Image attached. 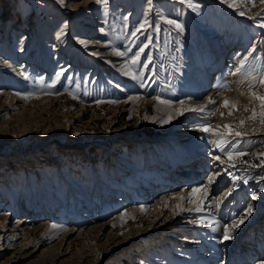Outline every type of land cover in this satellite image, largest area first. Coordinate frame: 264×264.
Returning <instances> with one entry per match:
<instances>
[{
	"label": "rangeland",
	"instance_id": "374dc122",
	"mask_svg": "<svg viewBox=\"0 0 264 264\" xmlns=\"http://www.w3.org/2000/svg\"><path fill=\"white\" fill-rule=\"evenodd\" d=\"M243 2L250 7L245 17L239 16ZM3 9L0 58L11 65L0 64V226L6 224L0 264H264V252L258 251L264 242V131L258 118L252 124L251 111L243 115L253 128L248 131L239 126L243 116L238 115L234 131L246 134L241 139L227 136L205 116L188 121L190 111L180 114L174 108L186 97H204L196 84L199 70L214 65L217 50L212 48L223 43L229 44L223 59L233 52L240 59L253 47L256 52L240 73L223 60L217 67L222 75L216 78L212 70L210 80L217 79L220 91L230 89V77L237 87L259 90L264 79V28L257 26L261 0H191V6L187 0H0ZM141 24L145 27L137 32ZM239 35L246 40L236 51ZM26 42L27 50L17 55ZM45 96L51 104L39 100ZM209 126L225 136L200 130ZM192 135L204 137L195 150L183 142ZM221 139L249 154L233 161L227 156L223 164L233 149L226 143L221 151ZM181 152L190 159L182 160ZM215 157L234 166L209 183ZM169 167L187 168V175L170 176ZM193 183L207 186L209 192L202 194L220 200L210 221L198 219L201 214L185 217L174 198L159 215L129 210L153 206L164 199V191L193 193ZM10 185L19 190L16 205L4 202ZM226 187L231 194L225 198ZM194 197L200 200L201 192ZM241 218L230 239L222 232L213 237L212 224L230 228ZM248 249L252 258L238 262Z\"/></svg>",
	"mask_w": 264,
	"mask_h": 264
},
{
	"label": "bare ground",
	"instance_id": "6f19581e",
	"mask_svg": "<svg viewBox=\"0 0 264 264\" xmlns=\"http://www.w3.org/2000/svg\"><path fill=\"white\" fill-rule=\"evenodd\" d=\"M245 1V0H244ZM247 1V0H246ZM242 5H243V9H244V12H245V16H246V12L247 13H249L250 12V7L248 6H246V5H248V4H244V2L243 3H241ZM247 7V8H246ZM1 12V14H5V12H6V10H1L0 11ZM239 16H241V15H239ZM245 16H241V17H245ZM258 17H260V22H258L257 24L259 25V24H261V23H264V11H262L261 12V16L259 15ZM87 19H89V18H87ZM248 22V21H247ZM257 25V26H258ZM258 28H259V26H258ZM29 32H27L26 34H24L23 35V37H26L27 38V34H28ZM241 34V33H240ZM244 36H245V38H247V36L249 35H247V34H245V33H242ZM61 35L57 32L56 33V35H55V37L56 38H59ZM25 38V39H26ZM244 37H241L240 35H239V39H237L238 40V43L239 44H236V45H238V46H236V47H238V48H236V51H238L240 48V46H242V42H243V40H246ZM23 39V38H22ZM233 40V39H232ZM23 41V40H22ZM234 41V40H233ZM222 41H220V43H221ZM235 42H237V41H235ZM232 43V42H231ZM28 44H29V42H26L25 44H20L19 45V51H17V55H21V54H23L22 52H24V51H26L27 50V48H28ZM234 45V44H233ZM220 46V47H219ZM215 45V47H213L212 49L213 50H217L216 51V54H217V59L214 61L215 63H213L214 65H211L212 67L211 68H209V69H207L208 67L206 66V65H204L203 66V68H200V70H199V75L200 76H197V80H196V84L199 86V90L201 91V92H204V97H202L201 99L200 98H195V99H191V98H185L184 100H183V103H181V101L179 102V103H177L175 106H174V108L176 107V109L178 110V109H180V110H183V111H187V109H189V108H196V107H198V106H201V105H203V106H205V110L203 111V112H192V111H190V113L189 114H187V120L190 118H193L194 116H205V117H207V118H209V119H211V121H212V123H216V124H218V125H220V126H222L223 127V125H225L224 123L225 122H231L232 123V125H235L236 126V128H239V126L237 125V117H238V115L239 114H241L242 116L246 113L245 111H244V108L247 106V107H249L250 109L254 106L255 108H256V110H257V112H259L260 111V109H259V101H250V96H249V91L246 89V88H243V87H237V85L239 86V84H234V81H235V78L234 77H230V78H228V82H229V84L227 83V85H229V86H231L230 87V89H228V90H224V91H220L219 90V88H217L216 87V83H217V79H215V82H213V80L211 79L210 80V77L213 75V73H212V70H216V72H214L215 74H218V75H216V78L217 77H219V75L221 76L222 75V72L223 71H220L219 69H217V67H220L221 68V65H222V62H223V60L225 61V65H227V64H230V65H232V64H235L234 65V67H239V64L237 63L238 62V60L239 59H236V58H238V57H236L235 55L236 54H234V52H233V54L231 55V58H229V59H223L227 54H228V51H229V44H227V43H223L222 45L220 44V45ZM220 49H219V48ZM59 48H57L56 50H58ZM97 50L100 52L102 49L101 48H97ZM241 50V49H240ZM59 52H60V50H59ZM95 53V52H94ZM32 54V51H31V53L30 54H28V56H30ZM242 58V57H241ZM1 59V58H0ZM102 60V61H101ZM100 61L101 62H107V61H109L108 59H101ZM1 62H4L3 63V66L4 67H8L9 65H11L10 63H8V62H6L5 61V59H3V61H2V59L0 60V64H1ZM25 62V60L24 61H22L21 63H20V65L22 64L23 65V63ZM26 63V62H25ZM102 64H104V63H102ZM218 64H220V65H218ZM105 65H106V63H105ZM104 65V66H105ZM11 67V66H10ZM14 69L16 68L17 69V67H13ZM12 68V70H14ZM105 68H107L106 66H105ZM223 69V68H222ZM11 70V69H10ZM20 70V69H19ZM18 70V71H19ZM64 69H62V71H63ZM111 70V69H110ZM220 72H219V71ZM61 71V72H62ZM108 71V70H107ZM215 74H214V76H215ZM222 77H224V76H222ZM221 78V77H220ZM238 82V81H237ZM195 83V82H194ZM192 85V84H191ZM194 86V85H193ZM245 87V86H244ZM188 89V88H187ZM191 91H195V88L194 87H190L189 88ZM262 89H264V85H262L260 88H259V90L257 89V91H258V94H261V95H264V94H262V92H264V91H262ZM185 91V90H184ZM187 91V90H186ZM184 93V92H183ZM183 93L181 94V96H184L183 95ZM243 93V94H242ZM6 95V94H5ZM18 97V96H17ZM19 98V97H18ZM17 98V99H18ZM209 98H211V99H213V100H215L216 101V103H214V104H210L208 101H209ZM39 100L40 101H44V102H46V103H48V104H51V102L53 101V99L52 98H49V97H42V98H39ZM225 100H228L229 102H230V105H231V103H235L236 104V108H235V110H233L232 108H231V106H229V107H224L223 106V102L225 101ZM144 101H149V100H144ZM39 102V101H38ZM48 106V105H47ZM229 111H232V115L231 116H229L228 115V112ZM221 113H224V116L223 117H221ZM243 119H245L244 118V116H243ZM189 121V120H188ZM255 122L256 121H253L252 122V124H255ZM245 126H248V128L249 129H247L248 131L249 130H252L253 128H251V125H250V122H247L246 121V123L244 124ZM258 127H259V129L261 128V130H263L264 131V126H262L260 123H258V125H257ZM250 135L252 134V133H249ZM248 134V135H249ZM196 136H199V135H192L191 137L192 138H189V142L187 141L188 139H186V140H183V142H185L186 141V143H189V148L191 149V150H195L194 148L196 147V146H198V147H201L202 146V143L201 142H203V140H204V137L202 136V138L200 137H196ZM186 150H188V149H186ZM190 152V151H189ZM194 154V153H193ZM179 157H181L182 158V160H188V159H190V158H188V156H187V154L185 153V152H181L180 154H179ZM221 161H223L222 163L224 164V161H227V155H225V156H223V159H221ZM188 163V162H187ZM212 163V162H211ZM214 163V165H216V167L213 169H210L209 170V177L208 178H210V177H212L213 178V181L212 182H214V181H217V179L219 178V176L221 177V178H223L224 176H226V175H224V172H225V170H227L228 171V169L230 170L231 168L228 166V165H223L222 163H219V160H217L216 162H213ZM184 164H186V163H183V165ZM181 165V164H180ZM203 165V164H202ZM196 166H200L198 163H197V165ZM192 167V166H191ZM190 168V167H189ZM193 168H195V167H192V169ZM197 168V167H196ZM169 169H171V172H172V174L170 173V176L172 175L173 177H178V174H179V176H183V177H185L187 174H184V173H186L187 172V168L185 169L184 167H182V171H179V170H177L176 169V171H174L175 169H173L172 167H169ZM196 170V169H195ZM200 170V169H199ZM198 172V171H197ZM1 173L3 174L4 173V171L2 172V170H1ZM166 173V172H165ZM176 173V175H174ZM192 173H195L194 171L192 172ZM2 177V179H3V176H1ZM169 180V179H168ZM222 179H220V181H221ZM65 181H66V183H70V181H69V179H65ZM206 181H208V179H206ZM72 183V182H71ZM220 184V183H219ZM15 185V184H14ZM14 185H10L8 188H7V190H6V192H7V195H8V198H6V200H4V202L5 203H7V204H12V205H16V203H18V202H16V196H17V194H18V188H15V186ZM17 185V184H16ZM217 185V184H216ZM70 186V185H69ZM154 186H156V185H154ZM187 187V184H183L181 187L183 188V187ZM191 186H192V190H193V188L194 189H196V188H201V185H199L198 183H193V184H191ZM211 186H213V185H211ZM152 187V186H151ZM160 187H164L163 185L161 186V185H157L156 187H155V189H160ZM203 187V186H202ZM209 188V187H208ZM212 188V187H211ZM151 189V188H150ZM191 190V191H192ZM228 187H226L225 189H224V194L225 193H227L228 192ZM154 191V190H153ZM185 191V190H184ZM183 190H181V191H179V192H177V194L176 193H174V192H172V194L170 195V193H169V191L168 192H166V191H164V199L163 200H161V201H157L153 206H147L146 204H144V205H142V206H140V207H137V206H134V208L133 209H129V210H139L140 212H141V214H142V216H146V215H148V214H150V212H152V211H155L156 212V215L159 213V211H162L163 210V207H162V205H166L167 204V202L169 203L170 201H171V198H174L175 199V204L176 205H178V210L180 211V210H182V212H181V214L182 215H184L185 217H187V216H190L191 215V217L192 216H194V215H202L201 217L199 216V218L198 219H200V220H206V221H210L211 220V217H209V215H210V213H212V212H215L214 211V206L216 205V204H218V203H214V201H217V200H219V198L218 199H214V198H212V197H210V196H208V195H206V198H205V194L203 193L202 194V192H201V199L200 200H197V201H195L196 200V197H194L197 193H185V194H183L182 192H184ZM209 192V191H208ZM179 193V194H178ZM151 195V194H150ZM173 195V196H172ZM194 195V196H193ZM199 196V195H198ZM167 197H169V199L167 200ZM252 198V197H251ZM192 201V202H189V201ZM203 200V203H202V211H199V212H197V211H195V208L197 207V205L198 204H200L201 203V201ZM220 201V200H219ZM182 203H188V205H189V207L188 208H185V206H181V204ZM6 206V205H5ZM136 207V208H135ZM169 207V206H168ZM216 208V207H215ZM218 208V207H217ZM142 209H143V211H142ZM129 210H127V211H129ZM62 210H60L59 212H61ZM246 212V211H245ZM159 215V214H158ZM149 216V215H148ZM147 218V217H146ZM197 218V217H196ZM24 220H22L21 221V223L23 222ZM46 222H48V221H46ZM213 221H211L210 223H212ZM214 223V222H213ZM23 224V223H22ZM48 224H49V222H48ZM246 224V223H245ZM213 225V230H215V234L214 233H212V235H213V237L215 236H217L220 232H222V233H224V231H225V229L226 228H224L222 225H219V224H216L215 225V223L214 224H212ZM5 226H6V224H5V220L4 221H2V223H1V226H0V237L1 236H4V233H5V231H6V228H5ZM73 227V226H72ZM90 229V231L93 229L92 227H90L89 228ZM231 229H233V228H228L227 227V230L228 231H230ZM208 231H210V230H208ZM85 232V231H84ZM11 234L12 235H14V234H16V232H11ZM201 237V236H200ZM30 243V242H29ZM239 244V243H238ZM259 250V253H262V252H264V242H259V248H258ZM216 250V249H215ZM215 250H213L214 252L213 253H215ZM257 250V249H256ZM252 251H250L249 249H248V251H245L243 254H242V256H241V258H239L238 259V262L240 261V262H242L241 260H249L248 258H252V253H251ZM258 253V254H259ZM263 255V254H262ZM213 256H215V255H213ZM258 261V260H257ZM255 264H263L261 261H259V262H256Z\"/></svg>",
	"mask_w": 264,
	"mask_h": 264
},
{
	"label": "snow or ice",
	"instance_id": "6c2138e0",
	"mask_svg": "<svg viewBox=\"0 0 264 264\" xmlns=\"http://www.w3.org/2000/svg\"><path fill=\"white\" fill-rule=\"evenodd\" d=\"M59 2L60 3H63V0H59ZM103 2L106 3V0H103ZM147 2L149 4H151L152 3V0H147ZM180 2L181 3H184L185 0H180ZM187 3L191 6V0H187ZM261 3L264 4V0H261ZM233 6L234 5H232V4L229 5V7H233ZM253 7H255V4L254 3H253ZM262 11H264V10H262ZM239 14L241 16H243V15H245V12L243 10H241L239 12ZM257 15L259 16L261 14L260 13H257ZM252 18L255 19L256 17H252ZM145 23H147V20L145 21ZM166 23L169 24V25H174L177 29H180L181 31L183 30L182 29V26L180 24L176 23V21H174V20H167ZM258 26L261 27V28H264V23H261ZM144 27H145V25L144 24H141L136 31L137 32L138 31H141V30L144 29ZM158 30L159 29H157V31ZM135 34H136L135 32L132 33V35H135ZM147 47H148L147 44H145L144 46H142L140 48V50H139L140 53H143ZM255 52H256V48L253 47L251 49V51H249L245 56H243L242 58H240L238 60L237 63L239 64V67L236 68V70H235L236 73L242 72L248 66L247 65V62L249 61L250 58H253ZM117 55H123V53H119L118 52ZM139 59H140V56L138 54L135 57V59H133L132 63L133 64L138 63L139 62ZM149 59H150V57H149ZM259 83H260V85H264V79H261L259 81ZM52 86L53 85H49V87H52ZM248 91H249L250 101H259V109H260V111L257 112V110H256V108L254 106L251 109L246 106L244 108V111L245 112L251 111V113H252L249 117H247V119L248 120H251V121H256L257 118H258L259 123L262 126H264V95L258 94L256 85H250ZM25 98H27V97H25ZM158 102L159 103H162V104H167L168 103V101H165V100H158ZM208 102L210 104L216 103V101L213 100V99H211V98H209V101ZM110 103H115V101H110ZM181 103H183V101H181ZM223 106L226 107V108L229 107V106H231V108L233 110H235V108H236V104L235 103H231V105H230V102L228 100H225L223 102ZM187 110L188 111H192V112H203L205 110V106L201 105V106H198L196 108H189ZM180 114H183V110H181ZM228 115L231 116L232 115V111H229L228 112ZM223 116H224V113H221V117H223ZM169 119H170V117H169ZM245 123H246V121L244 119H241L239 121V126L240 127H243ZM223 128L225 130H227L226 131V135L227 136H230V137H237V138L243 139V137L246 135L245 133H243L241 131H234V129L236 128L235 125L225 124V125H223ZM200 130L201 131H204V132H212L213 135H219L221 137H224L225 136V133L224 132H215V131H213V129L210 126L209 127H202V128H200ZM226 143L227 144H231V147L233 149V151H228L227 152V156H228V158H229L230 161L239 159V158H241V157L249 154L248 152H246L244 150H241L240 149V146L238 144H236V143H233L232 141H227L226 142L224 139H221L219 142H217V146L221 148V151H224V147H225ZM262 155H264V153H262ZM215 159L219 160L220 157H215ZM229 166L232 167V166H234V164L230 163ZM260 166L261 167H264V161L261 162V165ZM212 181H213V178L210 177L209 178V183H211ZM192 191H193V193L204 192L205 194H207L208 189H207V186H205L203 189L196 188V189H193ZM230 194H231V191L225 193L224 194V197L226 198ZM205 198H206V195H205ZM253 199H256L255 195L253 196ZM189 202H192V201L190 200ZM218 202H220V201H218V200L217 201H214V203H218ZM202 203H203V200L201 201L200 204L197 205V207L195 208V211H197V212L202 211ZM142 211H143V209H142ZM247 211L250 214L251 211H252V209L249 208ZM124 215H127V214L125 213ZM121 219H123V216L121 217ZM242 223H243V218H241L239 221H235L234 220L233 223H232V225L230 227L236 228V227H239V224H242ZM122 234L123 233H121V235ZM230 238H231V235H230L229 231L226 228L225 231H224V239L227 240V239H230Z\"/></svg>",
	"mask_w": 264,
	"mask_h": 264
}]
</instances>
